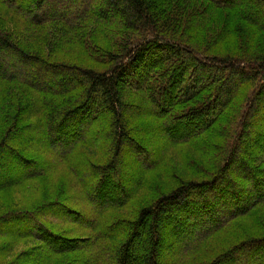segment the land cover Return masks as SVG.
Masks as SVG:
<instances>
[{"label":"trees","instance_id":"1","mask_svg":"<svg viewBox=\"0 0 264 264\" xmlns=\"http://www.w3.org/2000/svg\"><path fill=\"white\" fill-rule=\"evenodd\" d=\"M69 2L0 0V191L63 166L73 176L56 199L0 216V238L39 242L9 264H160L164 247L167 264H264V0ZM91 22L121 29L113 47L85 40ZM72 35L105 67L55 58ZM217 44L230 47L207 53ZM174 155L213 166L192 177L173 161L174 172ZM110 177L118 197L104 199ZM76 186L83 212L69 204ZM54 216L91 237H69ZM244 220L261 233L215 249Z\"/></svg>","mask_w":264,"mask_h":264},{"label":"rangeland","instance_id":"2","mask_svg":"<svg viewBox=\"0 0 264 264\" xmlns=\"http://www.w3.org/2000/svg\"><path fill=\"white\" fill-rule=\"evenodd\" d=\"M64 1H66V5H65L66 8L69 5L71 6L69 0H64ZM56 2L63 3V0H53V1L50 0V5H51V8L53 9L51 12L59 11L61 9L62 5H59V4L56 5L55 4ZM82 2H84V0H82ZM92 5L95 6V3L94 4L92 3ZM74 7H78V5H75ZM113 26L114 25L112 24H105V23L98 24V23L91 22V25L87 27V31H85L81 35L85 36L84 38L87 42L93 43L94 47H100V46L113 47V44L116 43V41H118V37L121 34V29L119 27L115 28V26L114 27ZM208 28L210 29L209 31L210 33L209 34L206 33V37L208 38V40L210 38L213 39L214 37L211 34H215V32L219 30V26H216L215 21H214L213 23L210 24ZM258 44L259 46L256 47L257 51L264 48L263 47L264 40H259ZM226 47H230V45L217 44L215 48H213L207 53L224 54L226 52L224 50H227ZM54 57L63 59L65 61H74L84 66L105 67L104 65L106 64L104 63V61H100V59L102 58H98L97 54H95L94 56L92 55L91 57H88L84 51V48L81 46V44H79L74 39L73 35L71 36V39L65 38V40L63 41V44H61V46L57 49V51H55ZM11 65H13V62H11ZM11 65L9 66V69L13 70ZM19 70H21V75L23 76H25L26 73H29L31 71L26 66L19 67ZM87 120H88L87 117L83 119L84 126H81L80 129H82V127H87L86 125ZM32 130L36 131L37 128L32 129ZM35 131H31L28 135H26L27 136L26 138L31 136L37 139L38 135H37V131L36 132ZM151 134H153L154 137L156 136L159 140H164V138L166 139V136H165L166 134L159 135L155 131H153ZM42 139L45 141H48L47 137H44ZM69 140H72V137H70ZM63 144H65L64 146H67L69 143L64 142ZM30 155H33L34 157H41V158H44L45 156V154L42 152V149L38 147L31 149ZM200 155L201 154H197L194 157L200 158L199 157ZM84 156H88V153H85ZM129 159H130L129 156H126L125 162L127 165H129L130 168H132L131 162ZM203 159L205 163H201V164L198 161H193V162L187 161V168L181 162H179V158L175 155L170 156L168 160L166 161V163H167V168L171 169L172 164H175L174 162L176 163L179 162L180 164L178 165L179 169L183 171H187V174L193 177L195 176L194 172L197 173L198 169H201V172H204L206 169H210L213 166V159L211 158H208V159L203 158ZM89 160L95 163L98 161H101L100 156H89ZM207 165L208 166L211 165V167L209 168L207 167ZM24 170L25 172L26 171L29 172V170H27L26 168H24ZM171 170L174 172H178V171H175L174 168ZM22 171L23 169L21 167H18V169L15 170V173L20 174L22 173ZM233 171H235L236 175H240L242 174V172H244L240 168L239 164L235 165ZM121 175L123 176L124 174H121ZM154 176L155 174H151V177H154ZM71 177L73 178V176L63 166V170L60 169L56 171L55 174H53V171H52L48 173L46 176H44L41 180L34 181V182H28L21 186H16V187H12L7 190L0 191V216L8 212H11V211L18 212L19 210H33L37 208V206L44 204L46 201L56 199L55 195L61 192L60 190L66 186L67 184L66 182L70 180ZM202 177L203 175L200 176V178ZM127 179H130V178H126V180ZM109 181L110 182H108V186L106 189L108 194L107 196H105L104 199L108 197L117 198L118 193L116 189L113 187L114 181L112 177L109 178ZM76 188L78 189L77 193H79L78 195L79 200L74 199L72 203H69V204L73 206L77 205L76 209L83 212L85 211L84 208L86 207L85 206L86 201L82 199V193H81L82 189H79L78 186H76ZM135 204H136L135 199H132L131 203L125 206L123 213L116 214L117 218L122 217L123 214L126 215V213H128L133 207H135ZM261 210H264V208H261L259 211ZM46 220L48 222H53V224H56V225L60 224L62 227L59 225L58 226L61 227L63 229V232L67 233V235L71 238H76V237L88 238V237H91L92 235L89 232L80 231V229L74 230L72 225L66 224L64 226L63 223L59 222L61 220L60 218H57V216H54L53 218H51V220L49 218H46ZM262 221L264 222V218H262ZM70 229H73V230H70ZM168 232L169 230H167V233ZM260 233H261V230L254 228L252 224L244 220L242 223H236V225L232 226L231 229L229 226V228L227 229V235L217 240L215 244V249L217 248L218 243L222 245V243L224 242V245L221 247V249L224 250V249L230 248L235 243L241 241L244 237L259 235ZM175 237L177 239V236ZM38 246H39V242L34 241V240L24 239L20 241H15V240H6L3 238H0V260L2 261L3 264H9V263H12L19 256H21L22 258H26L28 254L33 255V251L36 252L35 249ZM170 251L171 249L169 247L163 248V251L160 253V258H159L160 264H167L166 258L168 254L170 253ZM214 252L217 253V251H214ZM254 261H257V259L255 258ZM62 263H64V261Z\"/></svg>","mask_w":264,"mask_h":264}]
</instances>
